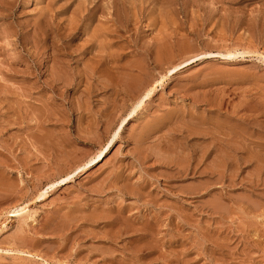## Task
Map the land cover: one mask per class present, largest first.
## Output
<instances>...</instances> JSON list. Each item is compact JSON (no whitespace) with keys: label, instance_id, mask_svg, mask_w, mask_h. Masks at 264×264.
<instances>
[{"label":"rangeland","instance_id":"rangeland-1","mask_svg":"<svg viewBox=\"0 0 264 264\" xmlns=\"http://www.w3.org/2000/svg\"><path fill=\"white\" fill-rule=\"evenodd\" d=\"M0 264H264V0H0Z\"/></svg>","mask_w":264,"mask_h":264},{"label":"bare ground","instance_id":"bare-ground-1","mask_svg":"<svg viewBox=\"0 0 264 264\" xmlns=\"http://www.w3.org/2000/svg\"><path fill=\"white\" fill-rule=\"evenodd\" d=\"M48 8V7H47ZM45 11V10H44ZM82 12V11H81ZM80 14V13H79ZM74 27V26H73ZM214 54V53H213ZM212 53H206L205 54V56H212L213 55ZM220 55H222V56H224V57H227V56H233V55H236V53H232V52H228V53H226V54H220ZM115 62V61H114ZM182 66L181 65H178V66H175L172 70H170L171 72L170 73H173V72H175L176 70H178L179 68H181ZM115 70V69H114ZM113 71V70H112ZM115 74V73H114ZM112 75V74H111ZM113 76V75H112ZM114 77V76H113ZM163 79V78H162ZM135 83V82H134ZM150 83V82H149ZM158 83V82H157ZM129 84V83H128ZM139 84V83H138ZM144 84V83H143ZM130 85V84H129ZM129 85H127V86H129ZM137 85V84H136ZM152 88V87H151ZM149 89V91L146 93V94H144V97L139 101V103H138V105H137V107H133V109H132V111H131V113H130V116L131 115H133L134 113H135V111H136V109L144 102V100L146 99V98H148L152 93H153V89ZM148 90V89H147ZM142 97V96H141ZM135 106H136V104H135ZM129 116V117H130ZM128 117V116H127ZM127 121H128V118H123L122 120H121V122L118 124V126H117V128H116V130H115V132H114V134H113V136H112V138H111V140L108 142V144L98 153V155H97V157L94 159V160H91L90 159V161H88L87 163H85L84 165H82V166H80V167H78L76 170H77V172H83V171H85L86 169H88L90 166H92L96 161H100V160H103L104 159V157L106 156V154L109 152V150H110V147H111V145L116 141V139L119 137V135H120V133L123 131V129H124V127H125V124L127 123ZM93 159V158H92ZM74 173V172H73ZM78 175V174H77ZM72 176L73 175H67V176H64L63 178H60V180H55V182H52V183H50L47 187H46V189H45V191L44 192H42L40 195H39V199L40 198H43V197H45L46 196V194H47V192H49V191H51V190H53V189H55L57 186H59V185H63V184H65V183H67L71 178H72ZM47 196H48V194H47ZM26 208H28V207H26V206H23V207H17V208H13V210H12V213H11V211L10 212H8V213H10L12 216H21L20 214L21 213H23L24 211H26Z\"/></svg>","mask_w":264,"mask_h":264}]
</instances>
